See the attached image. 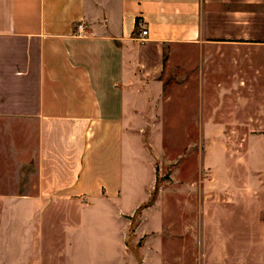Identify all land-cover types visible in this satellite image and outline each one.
I'll use <instances>...</instances> for the list:
<instances>
[{
	"label": "crops",
	"instance_id": "crops-1",
	"mask_svg": "<svg viewBox=\"0 0 264 264\" xmlns=\"http://www.w3.org/2000/svg\"><path fill=\"white\" fill-rule=\"evenodd\" d=\"M78 22L86 35L75 34ZM142 27L143 43L136 39ZM203 44L240 52L221 59L234 64L218 71L219 119L211 117L207 69L194 89L165 80L171 48ZM260 46L264 0H0V189L5 183L18 191L10 198L14 216L21 209L27 220L39 218L40 230L46 221L58 225L75 240L67 250L88 264L114 260L124 252L128 217L152 197L158 164L172 157L178 182L179 154L164 149L165 127L174 135L179 125L191 126L181 114L194 105L183 95L200 94L201 133L186 135L204 148L200 163L188 166V233L197 238L202 223V264H244V253L239 262L230 256L252 237L238 243L235 233L229 249L211 231L234 221L235 232L248 234L250 224L264 221L255 149L245 169L239 149L259 139L250 104L264 94V70L256 68L264 58L253 54ZM210 142L220 143L218 152ZM227 142L236 145L230 152ZM161 201L143 209L136 234L149 239L163 228L161 214H153ZM56 214L58 221H45ZM155 253L153 264H163Z\"/></svg>",
	"mask_w": 264,
	"mask_h": 264
},
{
	"label": "rangeland",
	"instance_id": "rangeland-1",
	"mask_svg": "<svg viewBox=\"0 0 264 264\" xmlns=\"http://www.w3.org/2000/svg\"><path fill=\"white\" fill-rule=\"evenodd\" d=\"M240 53L235 48L231 49L229 46H218L212 44L206 46L205 44L195 47H175L171 48L167 54L166 75L165 80L169 86L179 84L186 85L192 89L200 86L202 70L207 69L208 77L210 78V112L212 118L219 119L224 113V110L219 111L218 104V71L223 66L233 65V62L221 61L225 55L232 56ZM259 58H264V47H259L253 52ZM261 60V59H259ZM264 62H258L256 68L264 70ZM259 86L264 85V79H258ZM194 87V88H193ZM189 98L188 105H194L193 109L184 111L181 118L188 119L194 123L191 126L179 125L177 135H172L171 126L165 127L166 137L164 140V149L171 153L173 156L179 154V172L177 174L178 182L174 178L173 163L169 158L168 162H164L163 167L158 164V174L156 185L153 190L152 197L148 204L132 213L130 218V228L127 237L125 238L124 252L117 254L114 260L107 262L106 260L98 259L93 264H153L155 263L156 253L162 259L163 264H202L208 259V255L202 254V223L195 226V232H198L197 238L195 235H189L187 228V196H186V182L192 174L188 171V166L191 162L198 165L202 157V143L199 141L191 142L186 141V135H191L192 139H198L201 133L200 125L196 124L201 119V104L198 103V98L201 96L194 94L183 95ZM206 99H208L205 95ZM252 100L250 106L253 107V116L258 112L256 117L259 121V139L256 142L247 143L243 142L239 149L242 150L241 161L243 162L244 169L246 163L249 161L248 151L252 148L255 149L253 160L258 164V172L260 173V182H264V94H258ZM186 105V104H183ZM209 113L208 106L205 108V116ZM210 114V113H209ZM184 124V123H183ZM185 139V140H184ZM205 147H207V143ZM217 142H210L209 146L212 152L219 150ZM227 150L230 152L236 145L235 143L227 142ZM192 147L195 153H192ZM191 152L190 156L188 152ZM199 167V166H197ZM198 169V168H196ZM213 175V174H212ZM196 182L199 184L203 179L201 173H195ZM214 180V179H210ZM178 183L180 185H178ZM18 191L10 189L8 184H2L0 189V264H88L86 255L76 254L69 252L67 246L75 241L69 237L64 236L63 232L58 225L56 227H48L46 220L58 221L59 214L47 217L45 219V228L40 230L37 223L39 218L30 217L27 220L25 214L20 209L19 218H16V207L10 203L12 194ZM20 193L22 191H19ZM158 198H161V205L153 213H160L163 220V228L155 234L156 236L149 239L144 236H139L137 232L142 223L143 209L154 204ZM26 209V207H23ZM151 216V215H150ZM153 216V215H152ZM51 222V221H50ZM234 221L218 222L217 229L214 228L211 232L217 235L216 241H226L227 246L231 249V243H234L238 236V243L246 241L248 243L242 245L241 250L233 248L230 260L232 262H239L241 253L243 254L244 264L252 261L255 264H264V221H258L250 224L247 233L235 232ZM239 225V223H237ZM32 230L34 237L30 236ZM29 235V236H28ZM154 235V234H150ZM242 237V239H241ZM200 238V240H199ZM240 240V241H239ZM251 240L255 241L250 245ZM74 244V242L72 243ZM219 244V243H218ZM147 247V252L143 253V249ZM194 247L195 252L192 248ZM253 247V249H252ZM145 251V250H144ZM101 256V255H100ZM98 256V257H100ZM150 261V262H149ZM228 261V262H229ZM229 264V263H227Z\"/></svg>",
	"mask_w": 264,
	"mask_h": 264
},
{
	"label": "built area",
	"instance_id": "built-area-1",
	"mask_svg": "<svg viewBox=\"0 0 264 264\" xmlns=\"http://www.w3.org/2000/svg\"><path fill=\"white\" fill-rule=\"evenodd\" d=\"M87 32H88L87 25L84 22H78L75 27V34L78 36H83L86 35ZM147 35H148V29L142 27V29L138 31V34L136 35V39L139 42L143 43L145 42Z\"/></svg>",
	"mask_w": 264,
	"mask_h": 264
}]
</instances>
